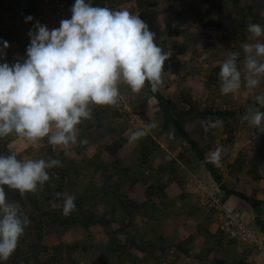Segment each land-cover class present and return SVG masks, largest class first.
Listing matches in <instances>:
<instances>
[{
    "label": "rangeland",
    "instance_id": "rangeland-1",
    "mask_svg": "<svg viewBox=\"0 0 264 264\" xmlns=\"http://www.w3.org/2000/svg\"><path fill=\"white\" fill-rule=\"evenodd\" d=\"M69 1L72 5L75 2V0ZM122 5L123 3H120V0H92V6L94 7H108L116 10ZM137 15L148 25L149 30L155 33L154 42L168 52L170 48L167 46L169 37L166 35V28H162L161 25L157 26L156 23L153 25L147 21L148 14ZM171 56L172 53L165 61L163 71L169 69V63L172 62ZM213 75L215 79L211 77L208 87L207 84H204L203 93H200L201 99H194L192 85L179 82L177 92L180 93V97L178 99L165 95L169 98L171 107L177 112H183L190 108V102H192L194 105L190 110L191 113L206 108L217 109V101L222 95L221 85L218 82L220 80L218 69L215 70ZM162 81H164L165 86L164 88L160 86V88L165 90L168 84L166 77L162 78ZM119 93L127 96L131 105V112L120 110L116 105H93L92 117L82 120L77 125L75 143L54 147L48 143L47 137H45L37 141L34 146L24 153L15 152L19 159L43 158L47 160L54 158L59 160L64 157L67 148L68 150H74L76 157H84L82 155L84 149L75 146L80 139L84 138L88 140V144L93 146L92 148L96 150L97 155L101 157L103 166L102 168L97 167L98 175L94 178H92V171H90L91 167L85 162L86 165H82L85 174L82 175L80 184L74 186V179L69 176L67 170L68 165L60 163L59 166L48 169L50 179L45 182L43 187H38L36 192L31 193L41 192L44 197L48 198L45 207L58 210L63 215L64 196H74L79 186H81L82 191H87L96 186L97 189H92V191L97 192V197L100 196L98 192L101 187L114 188L121 197H127L128 199V202L125 201L126 207L124 209L128 210L127 205L132 209H136L140 203L130 199L126 192L138 186L137 183L141 178L148 177L152 181L147 186L145 205H149L153 216L167 217V223L175 227L170 235L171 241L179 242L180 247L185 252H188L186 246L197 239L198 234L205 229L208 237L221 239L223 244H234V249L227 247V250L224 251L227 261L226 263L223 261L222 264H234L238 255L237 252H239L237 250L238 246L241 247L240 249L244 248L251 251L253 255H257V253L264 254V233L255 222L253 208L237 196H227L219 188L210 171L200 162L190 144L178 134L176 128L172 124L166 128L164 127V110L148 90L147 83L138 92H133L130 88H123V90H119ZM208 99L211 101L208 102ZM256 107H259V105ZM261 110L264 111V109ZM245 112L246 110L230 117L202 114L187 121L186 127L192 137L199 142L206 156L215 151L217 147L222 149L220 166H215L223 174V180L228 186L244 189L251 196L264 199V128L251 125L250 135L252 141L245 145L238 143L237 135L243 133L242 125L248 123L242 119ZM217 120L222 121L219 126L206 127L208 122L214 123ZM151 124H155L156 127L150 128L149 125ZM141 129L146 130V135L135 142H130L129 137L131 134ZM9 140L10 134L0 138V155H8L4 151V146L11 153L14 152L8 144ZM248 145H251L257 154V164L253 173L247 175L242 174L235 162L245 155L244 150ZM72 147L74 149H70ZM257 175L260 176L259 179H257ZM166 188L170 190V195L154 196L153 193L156 191L166 192ZM57 193L63 195L57 197ZM105 195L102 194L101 198H106ZM120 196L118 197L120 198ZM109 197L110 195L107 194V198ZM83 203L84 201L77 199L75 201L76 208L82 212L85 210L94 212L93 209L88 207L84 209ZM102 213L106 214L105 223L108 221L106 224L107 228L110 229L108 231L104 227L106 237L105 239L101 238L99 243L94 241L95 235H93L98 234L99 230L91 231L89 226H86L87 221L82 223L84 225L82 233L74 231L71 224L49 225L43 233L44 243L49 247H57L58 251L64 255L65 260L62 264H110L118 262V257L115 259L113 254L99 249L100 247L107 249L115 245L118 231H124L126 225L125 223L121 224L120 211L115 210L112 213L102 211L100 214ZM108 214L109 218L107 217ZM262 215L264 217V204ZM228 216L239 218L248 226L250 234L260 236L262 247L259 248L258 243L242 240L238 232L226 225L225 219ZM117 217L118 221L115 220L116 225L114 227L110 224L109 219ZM207 221L213 226L205 227L203 224H206ZM83 235L86 236L83 237ZM140 240L143 244H148L146 248L151 247L148 240H142V238ZM240 240L242 243L250 244L251 249L244 246V243L241 244ZM127 242L133 244L129 237ZM135 242L137 243L136 239ZM120 246L121 244H116L117 249ZM121 248H125V245Z\"/></svg>",
    "mask_w": 264,
    "mask_h": 264
},
{
    "label": "clouds",
    "instance_id": "clouds-1",
    "mask_svg": "<svg viewBox=\"0 0 264 264\" xmlns=\"http://www.w3.org/2000/svg\"><path fill=\"white\" fill-rule=\"evenodd\" d=\"M71 12L59 28L50 30L37 21L28 32L30 43L23 61L0 63V138L16 133L32 141L47 137L54 147L75 143L77 125L92 117L93 105L117 103L121 82L133 92L146 82L153 90L161 83L171 53L154 42L155 33L138 15L126 9L94 7L92 0H75ZM33 19L25 18L26 22ZM247 31L257 42L242 45V67L238 52L230 53L219 66L224 95L236 93L242 84L255 88L264 77V42H259L264 25L250 23ZM254 102L259 107L249 106L242 119L264 128V93L256 95ZM221 123L208 122L206 127ZM145 135L146 130H137L129 140L135 142ZM221 159L220 147L206 157L216 166ZM59 165L54 158L18 159L15 152L0 155V264L15 252L30 224L22 207L6 199L4 186L22 195L34 193L50 179L48 169ZM75 210V196H64L62 214L68 216Z\"/></svg>",
    "mask_w": 264,
    "mask_h": 264
},
{
    "label": "crops",
    "instance_id": "crops-1",
    "mask_svg": "<svg viewBox=\"0 0 264 264\" xmlns=\"http://www.w3.org/2000/svg\"><path fill=\"white\" fill-rule=\"evenodd\" d=\"M139 2L140 0H120L123 5L116 10L126 9L136 15L148 14L147 21L153 25L156 23L157 26L161 25L162 28H166V35L169 37L167 46L170 48L168 52L172 53V62L169 63L167 71H162V78L166 77L169 85L167 84L166 89L162 90L160 86L164 88L165 85L164 81L161 80V84L157 87L162 90L164 95L173 99L180 97V93L177 92L179 82L192 85L194 99H201L204 84H207L208 87V82L210 83L211 77L213 78L215 70L220 71V64L232 52L240 54L238 63L242 67L245 55L242 45L257 42L252 39V34L247 31L248 25L250 23L264 25V0H152L151 5L144 7H140ZM42 4L41 0H0V51L4 53V55H0V63L7 62L11 65L17 61H23L26 57V49L30 43L29 30H34L33 26L37 21L46 25L34 18ZM27 16H32L34 19L26 22ZM225 16L231 19L234 17L242 19L243 26L236 30L234 25H231L229 32H227L225 26L211 24V21ZM46 26L49 28L48 25ZM5 42L8 44L7 48H4ZM259 42H264V37L259 38ZM123 88L130 87L121 82L119 90L121 91ZM261 93H264V77L260 78V84L255 88H249L242 84L241 89L236 93L222 94L217 101V106L220 109H243L255 103L254 97ZM210 101L208 99V102ZM257 105L253 106L256 107ZM250 131L249 122L242 125L243 133L237 135L238 143L245 145L251 142ZM41 139L32 141L12 133L10 134L9 145L14 152L24 153ZM75 146L84 149L82 153L84 157H76L74 150L66 148L64 157L59 159L60 163L68 165L67 170L69 176L74 179V186L80 184L82 175L85 174L82 165L87 163L91 167L92 178L98 175L97 167L102 168L103 166L101 157L97 155L98 153L92 148L93 146L88 144L87 139H80ZM70 149H74V147ZM151 181L148 177H143L137 183L138 186L126 192L130 199L140 203L136 209H132L128 205V210L124 209L126 202L118 197L120 194L114 188L101 187L98 197L97 192L92 191V189H97L96 186L87 191H82L81 186H79L74 193L75 201L77 199L84 201L83 208L93 209L96 214H100L102 211L111 213L115 210L120 211L121 224L125 223L126 229L118 231L115 243H119L121 246L117 249L115 244L107 249L101 247L99 249L113 254L115 259L119 258L118 262L110 264H222L223 261L226 263L224 251L227 250V247L234 249V244H223L221 239L208 237L205 229L198 234L197 239L186 246L188 252L180 247L179 242L171 241L170 235L175 227L167 223V217L153 216L149 205H145L147 186ZM165 191H156L153 194L158 197L171 194L169 189L166 188ZM102 194H106V198H101ZM107 194L110 195L109 198H107ZM109 220L110 224L114 226L118 217ZM203 225L205 227L213 226L209 221ZM71 227L79 233L84 230V225L80 222L71 224ZM89 229L91 231L99 230L98 234H93L95 235V242L99 243L101 238L105 239V228L102 223L90 224ZM129 234L134 236L137 244L127 242ZM85 236L83 235V237ZM141 238L148 240L151 247L146 248L148 244H143ZM239 242L251 249L250 244L242 243L241 240ZM124 245L125 248L122 249L121 247ZM240 248L237 247L239 252H237L238 255L234 264H264V254L253 255L251 251Z\"/></svg>",
    "mask_w": 264,
    "mask_h": 264
},
{
    "label": "trees",
    "instance_id": "trees-1",
    "mask_svg": "<svg viewBox=\"0 0 264 264\" xmlns=\"http://www.w3.org/2000/svg\"><path fill=\"white\" fill-rule=\"evenodd\" d=\"M151 4L152 1L150 0H140L139 2L140 7ZM211 24L225 26L227 32H229V26L234 25V29L237 30L243 26V20L237 17L231 19L225 16L211 21ZM147 87L164 110V127L166 128L172 124L176 128L178 134L190 144L191 148L196 152L200 162L203 163L206 169L210 171L219 188L223 190L227 196H237L253 208L255 212V222L264 233V217L262 215L264 199L251 196L244 189L228 186L223 180V174L217 170L214 164L207 162V156L204 150L200 146L199 142L192 137L190 131L186 127L187 121L202 114L230 117L245 111L249 106L255 105V103L250 104L243 109L206 108L203 110H197L195 113H191L190 110L193 108L194 104L190 102V108L188 110L177 112L171 107L169 98H167L158 87L156 90H153L151 85L148 83ZM9 143L10 140L8 141V144ZM4 151H6L8 155L11 153V151L5 146ZM244 154L245 155L238 158L235 163L241 170L242 174L248 175L253 173L255 169L257 164V154L254 152L251 145L246 147ZM259 178L260 176L257 175V179ZM4 190L6 193V199L9 202L18 203L22 207L30 219V224L26 227L24 235L20 238L15 252L7 261L2 262V264H62L65 260L64 255L58 251L57 247H49L43 240L44 230L51 224L68 225L87 221L86 226H89L90 224L102 223L108 231L110 229L107 228L106 223L108 221L105 223V213L96 214L95 212H88V210L82 212L80 209L76 208V210L70 215L63 216L58 210L45 207L48 198L44 197L41 192H37L35 194L28 192L22 195L18 190L11 189L8 186H4ZM120 198L123 202H128L127 197ZM107 217L109 218V214ZM129 240L131 243L137 244L133 235L129 234Z\"/></svg>",
    "mask_w": 264,
    "mask_h": 264
},
{
    "label": "built area",
    "instance_id": "built-area-1",
    "mask_svg": "<svg viewBox=\"0 0 264 264\" xmlns=\"http://www.w3.org/2000/svg\"><path fill=\"white\" fill-rule=\"evenodd\" d=\"M41 2L43 3L42 7L34 18L44 22L50 29L59 28L61 20L71 18V8L73 5L69 0H41ZM115 105L120 110L131 112V105L125 94L119 93ZM225 223L229 228H233L235 232H238L242 240L255 244L258 243V247H262L260 236L250 234L248 226L239 218L228 216L225 219Z\"/></svg>",
    "mask_w": 264,
    "mask_h": 264
}]
</instances>
